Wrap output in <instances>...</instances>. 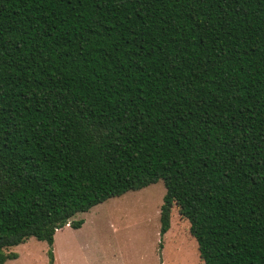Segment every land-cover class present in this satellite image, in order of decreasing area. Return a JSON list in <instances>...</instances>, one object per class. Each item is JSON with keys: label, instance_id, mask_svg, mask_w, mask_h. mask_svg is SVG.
I'll list each match as a JSON object with an SVG mask.
<instances>
[{"label": "trees", "instance_id": "trees-1", "mask_svg": "<svg viewBox=\"0 0 264 264\" xmlns=\"http://www.w3.org/2000/svg\"><path fill=\"white\" fill-rule=\"evenodd\" d=\"M158 180L161 237L264 264V0H0V264Z\"/></svg>", "mask_w": 264, "mask_h": 264}, {"label": "rangeland", "instance_id": "rangeland-1", "mask_svg": "<svg viewBox=\"0 0 264 264\" xmlns=\"http://www.w3.org/2000/svg\"><path fill=\"white\" fill-rule=\"evenodd\" d=\"M164 193L158 180L76 213L70 221L83 219L80 227L67 224L54 234L52 263L47 242L29 237L8 249L17 258L4 264H204L189 222L176 204L171 207L170 227L161 237Z\"/></svg>", "mask_w": 264, "mask_h": 264}]
</instances>
